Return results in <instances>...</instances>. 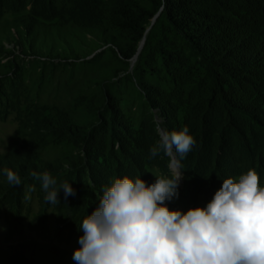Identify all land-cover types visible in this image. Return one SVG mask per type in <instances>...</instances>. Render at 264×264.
Listing matches in <instances>:
<instances>
[{"label":"trees","instance_id":"1","mask_svg":"<svg viewBox=\"0 0 264 264\" xmlns=\"http://www.w3.org/2000/svg\"><path fill=\"white\" fill-rule=\"evenodd\" d=\"M0 3L17 9L2 36L23 54L62 62L93 55L102 45L93 59L110 54L117 61L107 74L127 72L162 129L187 126L196 144L176 159L195 197H214L224 179L261 168L264 0ZM93 79L103 90L106 77L97 73L68 87L72 101L67 104L48 106L36 97L14 95L19 129L8 154L0 155V171L9 168L21 179H34L32 171L63 176L75 191L68 197L76 219L92 214L97 196L113 177L124 176V168L133 170L131 176L143 170L135 166L145 149L136 145V131L121 107L108 104L105 96L103 103L101 96L83 95ZM33 263L45 264L38 258Z\"/></svg>","mask_w":264,"mask_h":264},{"label":"clouds","instance_id":"2","mask_svg":"<svg viewBox=\"0 0 264 264\" xmlns=\"http://www.w3.org/2000/svg\"><path fill=\"white\" fill-rule=\"evenodd\" d=\"M158 132L151 157L163 151L183 159L196 144L187 126ZM3 172L10 185L21 184L11 169ZM30 175L40 181L48 203H60L61 190L65 199L75 195L66 181L57 189L56 178L47 171ZM154 176L151 185L139 176L111 179L79 227L81 247L73 253L77 264H264V186L254 169L224 179L206 207L186 213L165 203L178 197L183 173Z\"/></svg>","mask_w":264,"mask_h":264},{"label":"rangeland","instance_id":"3","mask_svg":"<svg viewBox=\"0 0 264 264\" xmlns=\"http://www.w3.org/2000/svg\"><path fill=\"white\" fill-rule=\"evenodd\" d=\"M17 7L21 9L20 6ZM30 8L31 6L27 8L26 13ZM16 10L8 9L7 4L0 3V39L3 44L0 49V155L8 154L19 129L14 95L23 99L36 97L48 106L67 104L72 101L68 87L101 73L106 77L103 90L96 87L97 80L93 79L91 88H85L83 95L86 98L93 96L95 100L101 96L103 103L105 96L108 104L112 101L118 104L136 131L135 138L139 139L136 145L145 149L139 151L136 158L135 167L138 169L143 166L141 176H131V168H124L122 175L133 179L139 176L151 185L156 180L154 175L171 178L174 170L180 171L179 165L176 168L173 158L163 151L156 157H151L150 149L159 141L158 129H162V120L148 105L145 95L138 84L127 76V72L118 70L111 75L107 74L111 66L118 64L110 54L93 59L105 49L102 45L96 47L98 51L93 55L82 53L79 59L67 58L62 62H54L40 55L30 56L29 52L28 55L23 54L2 36L7 32L5 24L9 22L6 21L13 18L12 14ZM136 61L135 59L129 67L130 74L133 73ZM262 139L264 141V136ZM255 172L260 178L261 186H264V162L261 168H255ZM52 176L57 180V189L66 181L61 175ZM30 187L34 189L31 192L28 191ZM26 195L31 198L26 200ZM45 195L40 181L21 179L19 186L10 185L4 172L0 171V264H35V258L45 264H77L73 253L81 247L78 241L83 235L79 230L83 217L76 219L71 214L69 197L65 199L63 190L58 194L60 203L55 205L46 202ZM97 197L100 200L101 194ZM212 198L204 195L195 197L190 186L182 179L178 197L165 203L170 210L186 213L189 209L206 207ZM97 206L98 203L95 204V209Z\"/></svg>","mask_w":264,"mask_h":264},{"label":"water","instance_id":"4","mask_svg":"<svg viewBox=\"0 0 264 264\" xmlns=\"http://www.w3.org/2000/svg\"><path fill=\"white\" fill-rule=\"evenodd\" d=\"M143 42H145V40H144ZM142 48H143V46H142V47L140 46L139 51H138L137 55L135 56L134 60H135V59L137 60L138 55H139L140 51L142 50ZM172 158H173V157H172ZM173 164H174V166H175L176 168H178V162H177L176 157L173 158Z\"/></svg>","mask_w":264,"mask_h":264},{"label":"bare ground","instance_id":"5","mask_svg":"<svg viewBox=\"0 0 264 264\" xmlns=\"http://www.w3.org/2000/svg\"><path fill=\"white\" fill-rule=\"evenodd\" d=\"M144 42H142V46H143Z\"/></svg>","mask_w":264,"mask_h":264}]
</instances>
